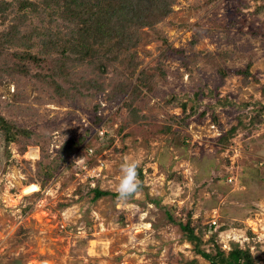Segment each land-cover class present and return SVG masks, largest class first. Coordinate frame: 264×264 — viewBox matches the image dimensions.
I'll return each instance as SVG.
<instances>
[{"label": "rangeland", "instance_id": "374dc122", "mask_svg": "<svg viewBox=\"0 0 264 264\" xmlns=\"http://www.w3.org/2000/svg\"><path fill=\"white\" fill-rule=\"evenodd\" d=\"M5 2L0 117L16 136L0 128V264H205L187 222L200 249L238 247L264 264V123L247 124L264 105V0H159L139 40L107 54L122 63L104 72L71 55L62 74L55 51L22 56L32 28ZM116 82L127 93L114 95ZM134 159L139 187L121 199Z\"/></svg>", "mask_w": 264, "mask_h": 264}, {"label": "trees", "instance_id": "16d2710c", "mask_svg": "<svg viewBox=\"0 0 264 264\" xmlns=\"http://www.w3.org/2000/svg\"><path fill=\"white\" fill-rule=\"evenodd\" d=\"M158 2L159 0H11V2L5 3H7L10 11H13V15L19 18L21 23L27 24L28 22L32 28L28 38L25 37V40L18 43L19 46L23 48V50H21L22 56L34 60L35 54L31 49L35 46L40 48L41 53L42 49H44V51H55L61 54V56H66L65 59L60 57L55 61L57 66L55 65L54 67H58V70L62 74L61 66L69 65L71 55H78L76 60L79 59L80 61L84 58H89V65L93 63L94 67H99L100 70H104V72L110 63H122L126 57L122 55L110 56L107 54L118 53L117 50H121L119 53H124L126 50H129L130 43L133 44L134 40H139L137 29L145 26L149 27L153 24L154 17H161L160 13L155 11L156 8H154ZM6 9L7 7L4 8L0 6L1 18L5 17L3 13H6ZM111 40H117L120 48H117L115 44L112 45ZM7 44L11 47V45L15 43L12 39L7 37ZM106 44H108V48ZM103 45L105 49L102 51L100 47ZM98 57H100V59L96 66L94 65V60ZM133 58L134 57L129 54V59L131 61H134ZM125 64L131 65V73L134 76L137 63L125 62ZM135 79V84L142 85V79H144L143 72L137 71ZM120 84L122 87L119 86ZM135 84H132L131 89H133V91H139L136 88L140 86ZM130 85V82L128 84L116 82L114 85V95L125 93L127 87ZM96 87L98 90L103 89L101 85ZM200 95L205 94L202 92ZM112 99H115V97ZM223 103L227 104L226 102ZM99 104L102 105V102H99ZM170 104L175 105L176 103L173 102L172 99L170 100ZM250 104V102L244 103L241 107ZM197 108V106L190 108L186 117L194 114ZM263 112L264 105H261L259 109L258 106L253 108V115L250 116L247 124L254 126L255 124L259 125L262 121L264 123V116H262ZM183 121H185V119H183ZM238 121L241 123L240 117ZM0 128L7 133V136H5L7 143L15 139L16 132H13L9 127V123L1 117ZM230 134H232L231 131L228 132V135L222 134L219 136V140L221 142H227ZM93 192L94 197L109 193L106 190H100L98 188H94ZM179 225L181 230L185 231L187 239L194 243L195 252L200 254V256L207 261L205 264L252 263L249 251L238 247H234L227 254L216 245H214V249H212L214 252H206L200 249L198 244L201 238L194 234L195 226H190L189 222L185 225ZM210 228L211 227H209V229ZM193 263L198 264L196 262Z\"/></svg>", "mask_w": 264, "mask_h": 264}, {"label": "clouds", "instance_id": "9594fccd", "mask_svg": "<svg viewBox=\"0 0 264 264\" xmlns=\"http://www.w3.org/2000/svg\"><path fill=\"white\" fill-rule=\"evenodd\" d=\"M138 160L126 161L120 168V179L117 185V194L121 199H125L134 194L139 187V181L137 178Z\"/></svg>", "mask_w": 264, "mask_h": 264}, {"label": "bare ground", "instance_id": "6f19581e", "mask_svg": "<svg viewBox=\"0 0 264 264\" xmlns=\"http://www.w3.org/2000/svg\"><path fill=\"white\" fill-rule=\"evenodd\" d=\"M38 190V186L35 183H30L22 187L23 194H28ZM46 264H49L48 262Z\"/></svg>", "mask_w": 264, "mask_h": 264}, {"label": "built area", "instance_id": "2783aa9c", "mask_svg": "<svg viewBox=\"0 0 264 264\" xmlns=\"http://www.w3.org/2000/svg\"><path fill=\"white\" fill-rule=\"evenodd\" d=\"M101 133H103V132H101ZM258 165H259V168H261V169L264 168V162L263 161H259ZM228 181H231V179L229 178Z\"/></svg>", "mask_w": 264, "mask_h": 264}]
</instances>
